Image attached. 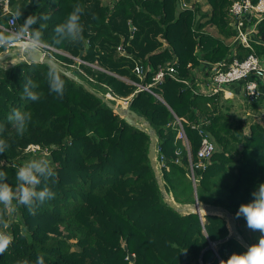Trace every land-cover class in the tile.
<instances>
[{
  "label": "trees",
  "instance_id": "1",
  "mask_svg": "<svg viewBox=\"0 0 264 264\" xmlns=\"http://www.w3.org/2000/svg\"><path fill=\"white\" fill-rule=\"evenodd\" d=\"M232 1L206 0L211 9L206 15L200 13L199 4L194 10L178 11L177 0H114L111 6L102 0H43L50 16L43 38L51 45L50 58L98 94L128 98L130 108L146 119L158 137L157 172L166 195L178 206L197 202L226 210L249 246L261 233L249 229L236 213L264 182V128L257 122L264 101L192 92L197 73L207 74L208 64L201 61L230 59L223 40L234 35L227 18ZM8 4L10 14L0 9V25L6 27L18 8L29 10L33 5L32 0H8ZM74 4L85 10L84 39L52 44L54 27ZM23 21L21 16L16 23ZM207 25L216 29V35L206 32ZM257 33L264 42V21ZM4 53L0 49V56ZM136 63L145 70L142 81L133 73ZM165 66H173L190 88L165 78L151 93L135 92L137 84L151 83L157 69ZM47 69L46 64L32 62L0 68V124L5 125L0 138L10 145L0 154V171L14 186L16 168L34 155L25 148L36 144L47 151L56 172L55 183L49 182L53 199L35 215L19 207V221L0 226L13 237L0 254V264L25 259L35 264L41 254L44 264H220L231 254L246 251L234 239L222 241L228 235L223 216L181 215L164 203L147 159L145 132L127 125L63 74L65 91L59 98L49 91ZM26 78L37 83L39 100L23 98ZM12 108L31 113L22 136L6 120ZM175 118L188 140L193 166L200 144L198 129L215 145L204 168L190 170ZM23 228L27 237L21 235ZM211 243L213 249H206Z\"/></svg>",
  "mask_w": 264,
  "mask_h": 264
},
{
  "label": "clouds",
  "instance_id": "2",
  "mask_svg": "<svg viewBox=\"0 0 264 264\" xmlns=\"http://www.w3.org/2000/svg\"><path fill=\"white\" fill-rule=\"evenodd\" d=\"M84 8L80 4H74L67 17L53 29L51 43L59 45L61 43L74 44L84 39V24L82 16ZM22 15V9L18 8L13 16V27L8 28L0 25V49H9L14 44H23L21 53L31 57L49 46L48 41L43 38V29L50 16L47 14H32L27 16L23 23L17 24V20ZM39 24L38 28L32 25ZM9 53V52H8ZM6 54V53H4ZM5 56H0L4 58ZM49 57V56H48ZM50 58V57H49ZM52 59V58H51ZM53 60V59H52ZM79 61V60H78ZM9 63L16 65L15 61ZM4 59H0V67L6 68ZM28 63V62H27ZM46 80L50 92H54L59 98H63L65 91V80L58 65L54 62L48 63ZM37 83L31 78H26L23 85V98L30 101L40 99L34 89ZM111 102H115L112 101ZM7 122L11 123L18 135H24L31 121V113L21 111L19 108H12L6 116ZM5 131V125L0 124V134ZM10 147L6 139L0 138V154H4ZM56 172L51 166L50 159L46 157H33L26 160L15 170V185L7 182V173L0 171V226L7 228L10 221H19L18 208L24 207L30 215H35L36 210L45 203L53 199L55 193L49 186V182L55 183ZM252 199L248 203L239 205L236 216L243 217L246 225L253 231L261 233L258 242L251 244L243 253H233L227 260H222L220 264H264V182L259 183L251 193ZM22 236H28V231L23 228ZM13 237L4 231H0V254H4L9 248ZM216 257L217 254H215ZM17 264H29L27 259L18 261ZM35 264H44V256L38 255Z\"/></svg>",
  "mask_w": 264,
  "mask_h": 264
},
{
  "label": "built area",
  "instance_id": "3",
  "mask_svg": "<svg viewBox=\"0 0 264 264\" xmlns=\"http://www.w3.org/2000/svg\"><path fill=\"white\" fill-rule=\"evenodd\" d=\"M0 9L2 14H10L8 0L0 1ZM227 18L230 22V29L234 32L232 37L231 52L229 53L228 62H218L208 64L207 77L205 79H196L194 81L193 93H201L203 95L221 94L224 98L232 97L231 86L240 85L241 98H249L256 100L258 97V89L261 83H264V50L258 53L259 48H264V42L258 36V27L264 21V0H234L227 8ZM13 27V17L8 20V28ZM23 44H14L11 48L5 49V53L15 52L19 58H23L24 54L20 49ZM50 48L42 49L41 52L48 57L47 51ZM118 50L122 52L119 47ZM240 54V55H239ZM189 66V65H188ZM133 73L142 81L145 77V70L139 63L133 68ZM165 78H169L175 82H179L190 88L191 83L188 80L178 77L177 71L173 66L159 67L151 79L149 84H137V92H149L151 88L161 83ZM109 100H117L112 98L110 94L106 95ZM124 106L129 105V99L121 102ZM178 126L177 139L184 145L190 170L195 168H204L205 161H208L215 151V145L200 130H197L200 137V144L196 151V161L193 166L191 155L189 153V143L184 134L180 121L175 118ZM40 147L36 144H30L25 148V152L35 154L39 152Z\"/></svg>",
  "mask_w": 264,
  "mask_h": 264
},
{
  "label": "water",
  "instance_id": "4",
  "mask_svg": "<svg viewBox=\"0 0 264 264\" xmlns=\"http://www.w3.org/2000/svg\"><path fill=\"white\" fill-rule=\"evenodd\" d=\"M131 28V27H130ZM87 47V46H86ZM2 56H5L4 58L0 59H9L12 57H15V62L16 65L21 63V62H32V63H41V64H46L48 66L49 62H54L58 65L61 73L66 76L67 78L73 80L80 86H82L87 92L90 94L94 95L96 98H98L109 110H111L113 113L118 115L120 118H122L127 125L132 126L138 130H141L145 132V134L149 137V144H148V152H147V159L149 161V165L152 169V172L154 174L157 186L160 190L161 195L163 196V202L168 204L170 208L175 210L181 215H185L187 213H196L199 216L200 215H218V216H223L225 218V222L227 225L228 229V235L225 240L229 239H234L237 241L241 246H243L246 250L248 245L246 242L243 240V238L240 236L236 229V221L234 217L227 212L226 210L216 207V206H211V205H203L195 202L193 205H185V206H178L176 205L171 198H169L166 193L164 192V188L162 186V183L160 181V177L158 176L157 172V164H156V143L158 140V137L152 127L149 125V123L146 121L145 118L142 116H139L136 114L131 108L130 105L122 106L117 103H112L111 100L108 99L106 95H100L97 92H95L90 86H88L85 82L81 81L76 75H74L70 70L64 68L62 65L57 63L56 61L52 60L51 58L47 57L44 55L41 51L31 57L27 56L24 54L23 58H19L18 54L15 52H9L6 54H3ZM82 56V52H80L77 56V60H80ZM15 65L9 64L6 68L0 67L1 69H9L14 67ZM214 244H210L206 249H213ZM216 256V255H215ZM128 260L132 262L133 257L132 255H128Z\"/></svg>",
  "mask_w": 264,
  "mask_h": 264
},
{
  "label": "crops",
  "instance_id": "5",
  "mask_svg": "<svg viewBox=\"0 0 264 264\" xmlns=\"http://www.w3.org/2000/svg\"><path fill=\"white\" fill-rule=\"evenodd\" d=\"M42 1L43 0H32V3H33L32 8L29 9V10H25V9L22 10V15L21 16H23V18L25 19L27 16L32 15L34 13H37V14L43 13V14H45L46 11H47V8L40 6ZM38 5H39V8H38ZM41 22L42 23H46L44 21H41ZM229 24H230V22H229V19H228V25ZM46 25H47V23H46ZM38 27H39V24L37 23L35 28H38ZM229 27H230V25H229ZM47 29H48V26L45 29L42 30L43 34L46 33ZM230 38H232V37H230ZM230 38H228V39H230ZM226 40L227 39H224L223 42H224V44H226L228 46V56H229V53L231 52V46H230V43L226 42ZM15 58H16V56L4 60V64L6 65L10 61H14ZM201 63L202 64H214V63H207L206 61H201ZM206 77H207V74L204 75V73H202V72H198L197 75H196V79H205ZM230 90L232 91V97H230V98H233V97L241 98L242 93H241L240 85L236 84L234 86H231ZM258 92H259V94H258V97H257L256 100L264 101V83L260 84ZM257 121H258V124L264 128V112L257 118Z\"/></svg>",
  "mask_w": 264,
  "mask_h": 264
},
{
  "label": "rangeland",
  "instance_id": "6",
  "mask_svg": "<svg viewBox=\"0 0 264 264\" xmlns=\"http://www.w3.org/2000/svg\"><path fill=\"white\" fill-rule=\"evenodd\" d=\"M44 1H46V0H44ZM113 1L114 0H102V3H104V4L108 5V6H111L112 3H113ZM42 4H43V1L41 2V5H40L41 7L43 6ZM198 4H199V7H200V13L201 14H204L205 13L206 15H209L211 13L210 6L206 2V0H177V9H178V11L194 10L195 9V6L198 5ZM38 8H39V5H38ZM203 21H204V19L201 20V22H203ZM205 30H206V32H208L210 34L216 35V29L214 27H211V26H208L207 25L205 27ZM231 40H232V38L227 39L226 42L231 44V42H232ZM118 48H119V46L117 47V51H119ZM76 61L79 62L77 59H76ZM91 66H93V65H91ZM107 94H109V93H107V92L104 93V95H107ZM123 100L124 99H119L118 98L117 100H115V103L124 106L121 103V102H123ZM33 157H46V158L49 159V157L47 156V151H45V150L39 151V152H35V154L32 155V158Z\"/></svg>",
  "mask_w": 264,
  "mask_h": 264
}]
</instances>
